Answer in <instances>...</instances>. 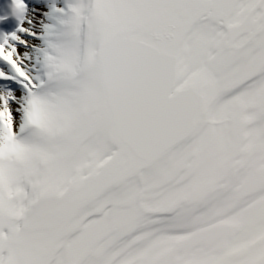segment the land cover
<instances>
[{
	"label": "snow or ice",
	"instance_id": "1",
	"mask_svg": "<svg viewBox=\"0 0 264 264\" xmlns=\"http://www.w3.org/2000/svg\"><path fill=\"white\" fill-rule=\"evenodd\" d=\"M0 264H264V0H3Z\"/></svg>",
	"mask_w": 264,
	"mask_h": 264
},
{
	"label": "bare ground",
	"instance_id": "2",
	"mask_svg": "<svg viewBox=\"0 0 264 264\" xmlns=\"http://www.w3.org/2000/svg\"><path fill=\"white\" fill-rule=\"evenodd\" d=\"M3 2V0H0V3H2Z\"/></svg>",
	"mask_w": 264,
	"mask_h": 264
}]
</instances>
